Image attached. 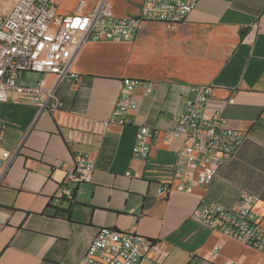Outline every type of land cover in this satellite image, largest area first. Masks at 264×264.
<instances>
[{
	"label": "crops",
	"instance_id": "obj_1",
	"mask_svg": "<svg viewBox=\"0 0 264 264\" xmlns=\"http://www.w3.org/2000/svg\"><path fill=\"white\" fill-rule=\"evenodd\" d=\"M71 69L74 83L34 71L19 72L17 83L54 86L63 111L95 118L110 114L123 77L154 86L148 95L142 86L134 90L138 107L131 123L112 124L100 145L95 139L89 145L69 143L66 119L58 110L41 108L35 94L0 104V146L11 152L8 160L0 159V264H78L101 228L163 245V254L150 249L140 264L253 261L255 250L191 213L200 203L232 207L244 190L259 196L254 209L264 229V0H197L173 28L147 21L132 41H87ZM202 85L213 87L206 113L218 112L245 138L205 187L159 194L182 145L181 138L166 141L164 131L194 96L193 88ZM140 125L156 131L144 158L132 156ZM80 150L95 170L67 200L60 189Z\"/></svg>",
	"mask_w": 264,
	"mask_h": 264
},
{
	"label": "built area",
	"instance_id": "obj_2",
	"mask_svg": "<svg viewBox=\"0 0 264 264\" xmlns=\"http://www.w3.org/2000/svg\"><path fill=\"white\" fill-rule=\"evenodd\" d=\"M62 0H0V104L18 94H35L41 108L58 110L66 119L67 141L100 145L112 124H130V115L138 107L134 90L142 86L144 94L153 90L150 80L123 77L110 114L105 118L65 112L61 109L55 87L17 83L21 71L52 73L56 81L74 83L72 61L87 41L134 40L147 21L173 28L187 18L197 0H143L136 14L118 15L110 0H75L72 12H60ZM181 113L173 115V125L164 131L166 141L181 138L176 151L171 178L162 183L158 193L191 192L205 187L242 144L244 131L225 125L218 112L208 115L207 100L213 94L211 85L196 86ZM232 102V99H228ZM4 124L0 121V134ZM156 131L146 125L137 127L132 156L147 157ZM11 152L0 146V159L8 160ZM75 168L68 173L60 197L72 199L79 184L91 180L95 162L84 151H77ZM259 196L242 190L238 203L225 207L200 203L192 211L195 221L220 235L257 252L251 262L226 259L224 264H264V229L260 226L255 204ZM150 249L163 254L160 243L147 240L130 231L99 229L78 264H140ZM217 247L213 251L216 255Z\"/></svg>",
	"mask_w": 264,
	"mask_h": 264
},
{
	"label": "rangeland",
	"instance_id": "obj_3",
	"mask_svg": "<svg viewBox=\"0 0 264 264\" xmlns=\"http://www.w3.org/2000/svg\"><path fill=\"white\" fill-rule=\"evenodd\" d=\"M114 10L119 15L134 13L136 9L139 8V0H110ZM75 0H62L59 5V10L61 12L69 11L73 8Z\"/></svg>",
	"mask_w": 264,
	"mask_h": 264
}]
</instances>
